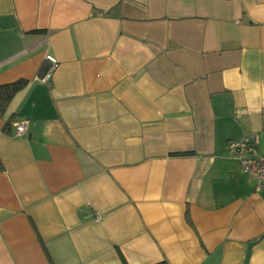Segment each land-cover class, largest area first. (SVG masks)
<instances>
[{"label":"crops","instance_id":"0c3cea01","mask_svg":"<svg viewBox=\"0 0 264 264\" xmlns=\"http://www.w3.org/2000/svg\"><path fill=\"white\" fill-rule=\"evenodd\" d=\"M18 79L0 264H264V189L227 149L264 155V0H0Z\"/></svg>","mask_w":264,"mask_h":264},{"label":"built area","instance_id":"2783aa9c","mask_svg":"<svg viewBox=\"0 0 264 264\" xmlns=\"http://www.w3.org/2000/svg\"><path fill=\"white\" fill-rule=\"evenodd\" d=\"M46 60L49 62L48 68L37 77L43 83H49L57 65V60L51 55H46ZM13 125L15 135L21 136L26 133V119L18 120ZM227 149L230 156L239 162L242 171L255 180V190L264 189V155H259L256 151L255 135L231 139L227 142Z\"/></svg>","mask_w":264,"mask_h":264},{"label":"trees","instance_id":"16d2710c","mask_svg":"<svg viewBox=\"0 0 264 264\" xmlns=\"http://www.w3.org/2000/svg\"><path fill=\"white\" fill-rule=\"evenodd\" d=\"M43 72V71H42ZM27 84V80L25 79H18L16 81L13 82H9V83H5L0 85V116H2L10 102V100L12 99V97L19 91L21 90L25 85ZM13 118V117H10ZM10 119H8L6 121V125H5V129H9L10 127ZM191 152H175L172 153L174 155H186V154H190ZM3 169V164L2 161L0 159V171ZM123 260V264H127V262L125 261V259L122 257ZM156 264H167L165 261H162L160 263H156Z\"/></svg>","mask_w":264,"mask_h":264}]
</instances>
